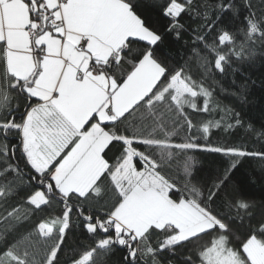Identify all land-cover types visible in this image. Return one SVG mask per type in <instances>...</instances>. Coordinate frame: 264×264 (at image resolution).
I'll use <instances>...</instances> for the list:
<instances>
[{
  "label": "snow or ice",
  "instance_id": "obj_1",
  "mask_svg": "<svg viewBox=\"0 0 264 264\" xmlns=\"http://www.w3.org/2000/svg\"><path fill=\"white\" fill-rule=\"evenodd\" d=\"M258 61L264 0H0V264H264Z\"/></svg>",
  "mask_w": 264,
  "mask_h": 264
},
{
  "label": "trees",
  "instance_id": "obj_2",
  "mask_svg": "<svg viewBox=\"0 0 264 264\" xmlns=\"http://www.w3.org/2000/svg\"><path fill=\"white\" fill-rule=\"evenodd\" d=\"M244 14H247V10H245ZM146 15L149 17L150 22L156 26L162 27L164 22L159 19V17L154 12H147ZM235 27V25H233ZM181 48V42L169 39L164 45L161 46L160 52L163 57H167L170 62H176L179 60V56L175 54L176 50ZM220 80V83L224 88L230 89L233 87L232 78L230 75H226L223 77H217ZM251 78L254 80L255 86L253 87L252 93L250 95V99L252 103L249 104L244 109V116L246 120L252 121L257 128L264 124V63L257 62L255 68L251 70ZM219 91V89H218ZM220 99L225 103H232L230 97L220 96ZM195 120L199 121L204 119L203 115L193 117ZM249 146L256 147L257 145L252 143L251 140L248 141ZM204 158V157H202ZM215 158L208 156L205 160L204 171L202 175H206L211 168L214 167V164L210 162ZM236 179L242 186L245 194L254 200L264 199V177L261 176L260 172L256 169L255 163L251 161H245L239 168V171L236 173ZM60 210V206L58 204H53V207L49 210L51 214L55 215ZM84 239L83 234L73 228L71 230V235L68 237V254L71 255L73 248H78L80 242ZM122 256L121 251L113 253L111 256V261H118ZM68 257L65 256L62 259V264L67 260ZM177 264H179L180 257H174Z\"/></svg>",
  "mask_w": 264,
  "mask_h": 264
}]
</instances>
